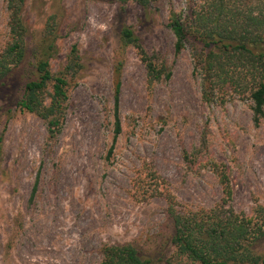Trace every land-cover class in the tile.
<instances>
[{
  "label": "rangeland",
  "instance_id": "obj_1",
  "mask_svg": "<svg viewBox=\"0 0 264 264\" xmlns=\"http://www.w3.org/2000/svg\"><path fill=\"white\" fill-rule=\"evenodd\" d=\"M185 3L156 0L143 8L132 0L24 1L28 55L47 17L56 14L59 37L50 70L62 68L75 43L83 66L68 90L63 127L51 145L45 123L15 105L26 66L0 81V264H96L102 243L124 242L135 245L149 264L173 262V228L164 198L133 197L132 179L143 174L142 168L154 169L179 205L209 208L222 197L216 173L203 164L209 155L230 178L229 203L236 211L251 215L257 205L264 207V117L253 122L246 95L212 105L201 99L191 46L176 56L167 26L170 6L179 9ZM6 22V0H0V49ZM121 24L131 26L172 74L149 95L144 67L134 48L126 49L122 131L107 158ZM205 127L210 144L196 154Z\"/></svg>",
  "mask_w": 264,
  "mask_h": 264
},
{
  "label": "trees",
  "instance_id": "obj_2",
  "mask_svg": "<svg viewBox=\"0 0 264 264\" xmlns=\"http://www.w3.org/2000/svg\"><path fill=\"white\" fill-rule=\"evenodd\" d=\"M25 0H6V39L0 49V81L10 79L13 72L25 67L28 75L16 108L40 118L46 126L47 138L54 141L60 134L65 115L68 90L82 69L78 45L72 44L60 70H50V59L56 52L59 37L56 14L47 17L40 37L31 47L26 40L27 27L22 17ZM126 3L128 0H118ZM143 8L156 0H132ZM167 26L174 36L177 56L191 46L193 74L198 78L201 99L208 105L224 103L233 95H246L250 100L252 120L258 124L264 117V0H186L183 7L170 6ZM113 64L112 143L122 131L120 116L121 72L127 48H134L144 67L145 88L171 77L170 67L148 52L135 30L121 24L117 35ZM194 149L201 154L209 147L208 129L200 134ZM193 151V154L195 153ZM187 155V154H185ZM204 157V156H203ZM208 155L203 159L217 175L222 197L209 208H187L175 200L163 179L152 168L143 169L132 179L133 197L147 200L163 197L172 221L171 244L173 262L167 264H264V207L257 205L252 214L236 211L229 203L232 185L224 167ZM42 163L36 172L30 200H34L40 184ZM141 171V170H140ZM96 264H149L139 249L128 242L102 243Z\"/></svg>",
  "mask_w": 264,
  "mask_h": 264
}]
</instances>
